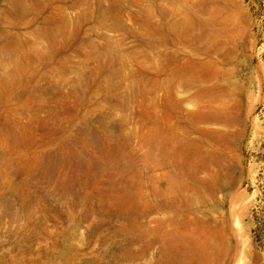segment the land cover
I'll return each instance as SVG.
<instances>
[{"label":"rangeland","instance_id":"374dc122","mask_svg":"<svg viewBox=\"0 0 264 264\" xmlns=\"http://www.w3.org/2000/svg\"><path fill=\"white\" fill-rule=\"evenodd\" d=\"M0 264H264V0H0Z\"/></svg>","mask_w":264,"mask_h":264}]
</instances>
